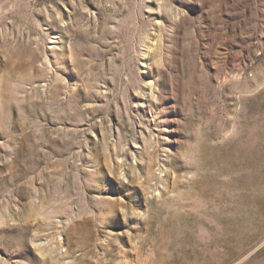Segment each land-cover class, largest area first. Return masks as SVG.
<instances>
[{"label":"rangeland","instance_id":"obj_1","mask_svg":"<svg viewBox=\"0 0 264 264\" xmlns=\"http://www.w3.org/2000/svg\"><path fill=\"white\" fill-rule=\"evenodd\" d=\"M0 264H264V0H0Z\"/></svg>","mask_w":264,"mask_h":264}]
</instances>
